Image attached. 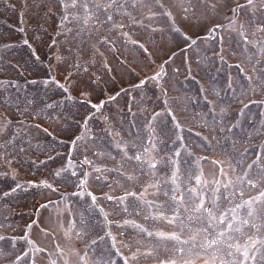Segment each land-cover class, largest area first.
Masks as SVG:
<instances>
[{
	"label": "snow or ice",
	"instance_id": "6c2138e0",
	"mask_svg": "<svg viewBox=\"0 0 264 264\" xmlns=\"http://www.w3.org/2000/svg\"><path fill=\"white\" fill-rule=\"evenodd\" d=\"M45 8L35 38H48L55 62L49 61L46 78L40 81L7 82L16 91L6 93L0 102L5 109L0 112V162L11 167L13 153L25 151L22 137L31 126L61 143L60 136L65 134L71 147L66 162L50 178L26 184L59 193L64 211L71 210L70 197H90V206L99 209L106 226L104 235L97 236L108 237L114 252L91 262L87 252L81 255L72 241L83 239L94 226L83 214L79 222L73 215L65 225L61 222L60 200L45 197L39 209L55 208L56 220L42 232L55 235L53 228H60L63 243L57 240L55 251L49 252L26 234L23 239L30 245L32 264H36L37 252L54 257L50 264H119L121 258L122 264H264V112L258 115L251 108L255 105L264 109V0H54L52 7ZM51 17L56 20L49 33L43 25ZM134 26L141 33L135 39L130 31ZM121 36L132 46L130 56L138 55L118 58L113 64L110 57L119 53L116 40ZM23 43L40 60L30 40L25 38ZM177 60L184 68L185 79H196L194 64L215 69L216 74L208 81L211 87L201 78L197 94L186 97L183 104L204 102L208 111L200 114V121L211 129L212 139L203 131L196 135L202 138V147L219 151L227 159L197 156L185 142V126L172 107L176 98L169 95V68L174 73L181 70ZM92 67L97 71L91 72ZM59 68H63V75ZM220 73L223 84L217 78ZM126 76L131 79L124 86L121 82ZM37 83L47 90H59L61 101L37 108L34 97L19 95L27 91L28 84ZM149 83L159 89V104L153 101L151 109L145 102V85ZM124 96L132 102L126 103L133 117L127 124L130 139L122 135L105 111ZM66 102L77 107L73 113L74 117L79 115L76 131L70 124L61 123L57 131L51 125L45 128L36 123L41 117L62 122ZM133 106L147 114L139 126ZM52 109L56 110L54 116L49 114ZM165 113L170 115L171 126L158 130L157 120ZM116 115L123 119L120 112ZM97 118L106 122L101 131L111 136L115 155L101 150L104 138L91 130L90 122ZM142 129L147 130L145 136ZM162 137L173 145L164 155L161 152L167 141ZM182 153L195 157L196 166L182 167ZM105 156L118 163L98 162ZM205 160L213 163L214 169L205 171L201 163ZM16 174L13 169L12 175ZM113 175L121 194L103 193L108 201L116 202L110 212L99 203L90 181H109ZM58 179L63 183L71 180L75 190L60 192ZM22 187L24 184L17 182L11 191ZM161 195L167 199L162 200ZM133 212L152 221L153 226L132 217ZM121 215V219L114 218ZM33 223H40L39 216ZM128 227L135 230L134 235L127 241L118 239ZM27 228L30 232L32 225ZM96 243L97 239H91L88 247ZM21 259L17 256L13 264Z\"/></svg>",
	"mask_w": 264,
	"mask_h": 264
},
{
	"label": "rangeland",
	"instance_id": "374dc122",
	"mask_svg": "<svg viewBox=\"0 0 264 264\" xmlns=\"http://www.w3.org/2000/svg\"><path fill=\"white\" fill-rule=\"evenodd\" d=\"M5 5H13L11 0H0ZM50 3H46V0H20V3L13 7L14 15L18 24V29H22L26 26L25 16L33 15L37 18L38 23L41 25L44 21V13L45 6L52 7L54 0H49ZM56 18L51 17L48 19L47 24L43 26L48 28L49 33L52 32V27L54 26ZM133 33V38H139L140 31L138 26H134L131 30ZM20 37L23 41L25 39V34L21 30H19ZM39 49L41 51H46L47 54H43L40 60H37L35 57L31 60L33 64L29 62H23L24 55L23 50L21 48L10 49L8 55V59L3 61L2 70L0 73V82H5L3 85H0V102L3 101L4 95L6 93H15V88L8 86V79L10 81H19L21 84H24L28 81L36 80L40 81L46 78V73L49 71L48 63L49 61H54V51L48 41V38L45 37L43 40H40ZM23 44V42H22ZM32 44V43H31ZM21 45V44H20ZM22 46V45H21ZM116 47L119 49V53L113 54L110 59L113 64L118 63V58L123 59H131L132 56L138 55L136 53H132L130 56V50L132 46L126 42L124 37H119L116 40ZM1 54V53H0ZM65 55H67L66 45H65ZM241 58L242 57H238ZM177 65H181V61H176ZM149 67H155V65H149ZM147 70V69H146ZM60 75H63V68L57 69ZM91 72H96V67H92L90 69ZM31 73L32 75H36L34 77H27L24 73ZM27 73V74H28ZM216 74L214 68H205L201 66L197 68L195 64L193 65V75L196 76L195 80L191 78L185 79L184 68L181 65V70L179 73H174L171 68H169V77L171 80V87L169 89L170 97L176 98L172 103V107L174 108L177 117L182 121L185 126L184 135L185 142L193 148V151L197 156H205L219 159H226V156L222 154H215L214 152L209 151L206 147H202L201 144L204 143L202 138L197 137V132L203 131L205 135H209L210 129L204 127L200 121V114L207 113L208 109L205 106L204 102L201 100L200 104L188 103L184 106L183 101L188 96H194L198 92V85L201 82V78L205 82V86L211 87L208 83L210 77ZM41 75V76H40ZM217 78L220 80V83L223 84V73L217 75ZM131 77L126 76L124 81L121 83L124 86H127L128 80ZM146 94H145V102L149 109L153 106V101L158 105L159 101L156 97L159 95V89L155 88L151 83L145 85ZM28 94L30 98L34 97L37 104L36 105H44L45 103H52L55 101L61 100V95L59 90H47L45 87L37 83L35 85L28 84L27 91H21L19 95ZM54 94L53 99L51 100L50 95ZM135 94V93H134ZM56 98V99H55ZM139 98V97H138ZM259 99V97H256ZM55 99V100H54ZM51 100V101H50ZM48 101V102H46ZM126 103H132L128 96H124L121 98H117V101L112 102L105 111H107L113 118V123L118 130L121 131L122 135L126 139H130L128 135L127 124L128 121L133 119L131 113L127 111ZM37 107V106H36ZM252 110L256 112L258 115L261 112H264V109L259 108L258 106H251ZM133 112L136 113L134 117L137 121V125L139 126L141 119L147 115L145 113H141L135 106H133ZM159 110V108H157ZM5 111L4 108L0 107V112ZM66 111L67 117L62 121H49L47 118H40L36 121L38 124H42L45 128H48L51 125V128L57 129L59 131L61 123L65 125H72V130L76 131L77 125L75 121L79 120V115L73 116V113L77 111V107H74L71 102H66ZM52 114H56V110H49ZM80 114H83V109H79ZM117 112L121 113L123 119L116 115ZM15 118V117H14ZM167 125L171 126L170 115L165 113L161 117L158 118L156 127L159 130L160 127ZM91 130L96 133L98 137H103V146L101 150L107 149L111 151L113 155L116 154V150L114 146L111 145V136L108 133H103L101 131L102 128L106 127V122L102 118H97L96 120L90 122ZM135 127V126H134ZM191 129V131H189ZM208 129V130H207ZM146 129L141 130V135H146ZM212 138V135H209ZM209 138V139H210ZM60 139L63 143L54 139L52 136L45 133L41 128H37L35 126H31L27 129L25 133H23L22 143L25 148H27L24 152L17 151L13 153L15 159L11 162V167L0 162V173H8L7 175H0V190L4 189L9 193L8 196H4L5 192H0V236H3L4 239L0 240V258L2 262L4 259H10L13 264V261L16 260L17 256H21L22 259L18 262V264H32L33 254L29 252V243L27 240L23 239V237L27 234L32 239L36 240L38 244L42 247L48 249L49 252H54V244L57 240H60L63 243L62 231L58 227H54L53 231L56 233L52 235L51 233H43V221H45V228L49 227L50 224H54L56 220V209L49 207L48 209H39L40 203H45V197L56 201L60 200V209L62 212L61 222L67 225L70 222V219L73 215L76 216L77 221L79 222L81 214L88 220L90 225L94 227L88 230V235L83 237V239H73V246L81 250V255L84 252L88 253L89 261H94L100 257L105 256L108 252H114V249L111 248L110 239L108 237H104V239H99L97 234L100 236L104 235V230L106 226L103 224V216L100 214L99 209L92 208L90 197H70L71 200V210L64 211V201L60 199V194L57 192H51L44 188H35L28 187L26 182L29 180H39L44 177H51V174L54 170H56L62 163H65L64 156H67L71 153L70 144L66 138L65 134H61ZM165 141H167V137H162ZM30 141V143H29ZM215 141V140H214ZM173 145L171 141H167V147L162 150L161 154L169 152L172 149ZM91 156L92 153L89 152ZM49 156L55 157V159H48ZM76 156L74 155V159ZM11 159V157L9 158ZM182 167L196 166L195 165V157L188 155L185 156L182 153ZM43 161L44 163H41ZM98 162L104 163L107 162L110 165L118 163L117 161H112L108 159L107 156L98 158ZM205 171L214 169V164L210 161H202L201 162ZM16 169L17 174L15 177L12 175V170ZM117 177L113 175L108 184L106 186L102 185V189L98 187V182L95 179L90 181V188L93 192L97 194L99 197V203L103 205L105 210L112 211L113 207L116 206L115 201H108L103 193H109L110 191L114 195L121 194L120 186L114 183ZM24 184V187L20 188L19 191L12 192L11 189L13 185L16 183ZM111 185L109 187L108 185ZM12 186V187H10ZM127 186V185H125ZM57 187L60 189V192H72L74 191V186L69 180L67 183L61 182L59 179L57 180ZM28 188L29 192H26L25 189ZM114 190V191H112ZM131 199V198H130ZM162 200H166L167 198L161 195ZM23 206V209L20 207ZM131 210V209H130ZM43 215V212H45ZM22 215L19 218V215ZM39 216L40 223L34 224L33 220H35ZM45 216H47L45 218ZM132 217L139 220L141 223H145L146 226L152 227V221H145L141 215L133 212ZM115 219L123 218L121 216H115ZM31 224L32 228L29 232L27 225ZM164 230H169L166 225H162ZM113 231H116V227H113ZM133 229L130 227L127 228V231L122 232L118 239L120 240H129L134 235ZM15 237V239H13ZM91 239H97V243L95 245L91 244ZM152 239V238H149ZM119 246V245H118ZM121 250H126L121 246ZM161 254L163 255V249H160ZM28 253V255H24V253ZM54 257H49L47 253L37 252L35 254L36 264H50V260ZM119 264H122V258L120 259Z\"/></svg>",
	"mask_w": 264,
	"mask_h": 264
}]
</instances>
